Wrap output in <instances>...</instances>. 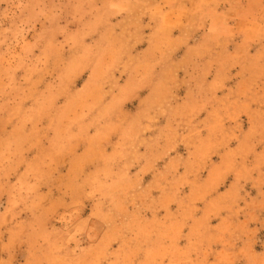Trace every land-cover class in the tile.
<instances>
[{"label":"rangeland","instance_id":"rangeland-1","mask_svg":"<svg viewBox=\"0 0 264 264\" xmlns=\"http://www.w3.org/2000/svg\"><path fill=\"white\" fill-rule=\"evenodd\" d=\"M0 264H264V0H0Z\"/></svg>","mask_w":264,"mask_h":264}]
</instances>
